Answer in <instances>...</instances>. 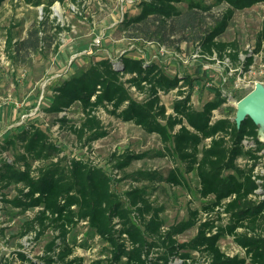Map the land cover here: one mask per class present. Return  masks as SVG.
<instances>
[{
  "label": "trees",
  "instance_id": "1",
  "mask_svg": "<svg viewBox=\"0 0 264 264\" xmlns=\"http://www.w3.org/2000/svg\"><path fill=\"white\" fill-rule=\"evenodd\" d=\"M5 1L0 0V7ZM54 1L25 0L32 5L43 4L46 13ZM58 1L75 4L79 0ZM260 2L264 0H139V11L125 13L118 26L136 28L146 21L163 24L166 20L185 18L182 3L188 16L227 3L229 8L222 19L203 32L199 46L209 54L215 52L219 57L226 54L237 61L236 44L217 37L226 29L235 9ZM7 41L9 44L11 37ZM260 42L261 39L254 52L262 48ZM31 43L32 38L25 41L26 45ZM251 62V57L245 59V64ZM195 84L191 75L169 72L157 60L123 54L118 62L107 55H98L49 87L47 104L41 106L42 110L58 115L76 104L82 113L76 120L56 116L53 124L70 128L79 141L89 145L108 133L96 114L99 110L133 122L145 132L157 134L165 150L158 154L170 156L175 164L179 162L183 172H193L198 179L199 196L212 199L203 201L200 210H189L186 219L164 229L160 215L163 207L154 206L144 189L126 191L123 200L111 188L113 178L106 170L63 155L47 127L36 119L20 123L3 143V149L12 147L13 154L9 159H0V188H16V194L4 200L21 212L37 209L27 223L29 229L38 228L36 237L48 228L56 234L39 256L42 262L17 251L19 264H83V258L73 254L77 244L85 245L76 242L74 233L81 222H85L87 235H98L106 242L109 252L108 257L91 264H174V258H180L182 264H264V197L258 199L257 190L264 195V171H256L263 157L264 142L257 137L258 126L249 118L236 126L230 116L235 108L223 107L226 98L218 87L201 107H195L191 99ZM171 90L176 95L168 111L161 94ZM135 92L140 98L134 96ZM216 110L219 116H215ZM118 156L114 167L122 170L144 154L123 151ZM131 176L135 181H164L173 187L189 188L179 165L165 175L138 171ZM134 212L139 224L132 219ZM201 212L206 217L199 221ZM222 213L228 216V221L213 232L218 228L216 223L223 220ZM196 224L193 237L183 242L177 240L176 236ZM223 233L231 235L242 248V256L228 255L220 249L218 240ZM191 251H197L203 260L196 261Z\"/></svg>",
  "mask_w": 264,
  "mask_h": 264
},
{
  "label": "rangeland",
  "instance_id": "2",
  "mask_svg": "<svg viewBox=\"0 0 264 264\" xmlns=\"http://www.w3.org/2000/svg\"><path fill=\"white\" fill-rule=\"evenodd\" d=\"M138 1L79 0L74 4L56 0L50 5L48 13L43 10V4L32 5L25 0L4 2L0 7V159H9L13 154L12 147L3 149L7 134L14 133L20 123L27 124L36 119L47 127L52 141L60 145L63 155L82 159L106 170L113 178L111 188L123 200L126 191L144 189L154 206L163 207L160 215L165 229L186 219L189 210H200L203 201L212 199V196L206 199L199 196L196 175L183 172L181 164H175L170 156L158 154L165 150L157 134L147 133L133 122L115 118L103 109L96 114L108 130L107 135L85 145L70 128L53 124L56 116L72 120L80 118L82 113L78 105L73 104L58 115L42 110L41 106L47 104L49 87L76 66H86L98 55H107L118 62L120 56L126 54L157 60L172 73L191 75L196 79L191 98L195 107H201L211 98L215 87L227 99L223 107H234L236 100L246 92L244 88L247 85L252 88L255 82L264 81V3L235 9L226 29L217 37L236 44L238 60L233 61L226 54L219 57L215 52L209 54L199 46L203 32L212 29L222 19L229 8L227 3L216 4L207 12H195L189 16L185 3H182L184 15L187 14L185 18L166 20L163 24L157 20L146 21L136 28L118 26L125 13L139 11ZM9 37L11 41L8 44ZM31 38L33 43L26 45L25 41ZM96 39L100 40L99 43ZM259 39L262 48L254 52ZM247 57L252 58V64H245ZM175 95L174 90L161 94V101L168 111H171ZM134 96L140 98L136 92ZM234 112L230 113L231 117H234ZM214 113L220 115L217 110ZM123 151L144 156L119 170L114 164ZM174 165L182 169L189 188L173 187L164 181H135L131 176L138 171H156L165 175ZM257 170L260 173L264 171V152ZM15 194L14 186L0 188V262L10 260L12 264H19L17 251L42 262L39 256L44 254L46 244L56 233L48 228L36 237L38 228L29 229L27 223L37 209L21 212L4 200L11 199ZM262 197L264 195L259 192L258 199ZM204 214H199V221L205 218ZM222 217L223 220L216 223L218 228L214 232L228 221L226 214ZM132 219L136 224L140 223L135 212ZM197 225L176 236L177 240H189L196 234ZM86 232L85 222L75 228L76 242H85V245L77 244L73 254L81 256L83 264L108 257L106 242L98 235H87ZM218 245L228 255L244 254L229 234L220 235ZM191 255L198 262L203 260L197 251H191ZM173 263L182 264L180 258H174Z\"/></svg>",
  "mask_w": 264,
  "mask_h": 264
},
{
  "label": "water",
  "instance_id": "3",
  "mask_svg": "<svg viewBox=\"0 0 264 264\" xmlns=\"http://www.w3.org/2000/svg\"><path fill=\"white\" fill-rule=\"evenodd\" d=\"M234 108L233 120L236 126L247 118L251 119L258 126V139L264 142V84L255 82L253 87L237 100Z\"/></svg>",
  "mask_w": 264,
  "mask_h": 264
},
{
  "label": "built area",
  "instance_id": "4",
  "mask_svg": "<svg viewBox=\"0 0 264 264\" xmlns=\"http://www.w3.org/2000/svg\"><path fill=\"white\" fill-rule=\"evenodd\" d=\"M99 41H100L99 39H96V42H97V43H99ZM195 56H198V54H196ZM252 62H253V61H252ZM252 62H251V64H252ZM262 83L264 84V81H263ZM236 86H238V83H236ZM237 88H239V87H237ZM249 89H251V88H249V86L247 85V88H244V91L247 92V90H249ZM228 98H229V97H228ZM226 100H227V99H226ZM236 102H237V100H236ZM236 102H235V103H236ZM235 103H234V105H235ZM215 116H216V115H215ZM263 152H264V149H263ZM257 168H258V166H257ZM256 171L259 172L257 169H256ZM262 173H263V172H262ZM257 181H258V182H262V180H260V179H258ZM257 190H258V193L261 192V190H259V189H257ZM222 214H224V213H222ZM222 214H221V215H222ZM204 216L206 217V214H204ZM215 228H216V227H215ZM215 228H214V229H215ZM213 232H214V230H213ZM241 249H242V248H241Z\"/></svg>",
  "mask_w": 264,
  "mask_h": 264
},
{
  "label": "bare ground",
  "instance_id": "5",
  "mask_svg": "<svg viewBox=\"0 0 264 264\" xmlns=\"http://www.w3.org/2000/svg\"><path fill=\"white\" fill-rule=\"evenodd\" d=\"M262 137L264 138V134H262Z\"/></svg>",
  "mask_w": 264,
  "mask_h": 264
}]
</instances>
